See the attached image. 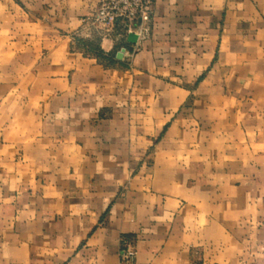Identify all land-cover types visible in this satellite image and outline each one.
Instances as JSON below:
<instances>
[{"label":"crops","instance_id":"0c3cea01","mask_svg":"<svg viewBox=\"0 0 264 264\" xmlns=\"http://www.w3.org/2000/svg\"><path fill=\"white\" fill-rule=\"evenodd\" d=\"M97 6L0 0V264H264V0Z\"/></svg>","mask_w":264,"mask_h":264},{"label":"built area","instance_id":"2783aa9c","mask_svg":"<svg viewBox=\"0 0 264 264\" xmlns=\"http://www.w3.org/2000/svg\"><path fill=\"white\" fill-rule=\"evenodd\" d=\"M156 0H98L91 14L83 17V28L98 34L108 35L118 25L125 36L135 33L143 39L150 31L153 6ZM137 254L133 241H125L123 259L132 261Z\"/></svg>","mask_w":264,"mask_h":264},{"label":"water","instance_id":"95a60500","mask_svg":"<svg viewBox=\"0 0 264 264\" xmlns=\"http://www.w3.org/2000/svg\"><path fill=\"white\" fill-rule=\"evenodd\" d=\"M130 37H131V38H132V37H133V38H136L137 36H136L135 33H131V34H130ZM124 51H125V48H122V49L118 52L117 55H118L119 58H121V57L123 56Z\"/></svg>","mask_w":264,"mask_h":264}]
</instances>
